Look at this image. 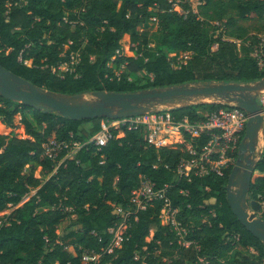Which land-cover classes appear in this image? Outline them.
Returning a JSON list of instances; mask_svg holds the SVG:
<instances>
[{"label": "trees", "instance_id": "16d2710c", "mask_svg": "<svg viewBox=\"0 0 264 264\" xmlns=\"http://www.w3.org/2000/svg\"><path fill=\"white\" fill-rule=\"evenodd\" d=\"M173 1L189 11L187 16L173 11L167 0H0V66L67 96L246 85L264 78L250 55L259 34L233 30L232 17L263 20L264 0H201L196 14L190 11L193 0ZM71 55L79 58L73 73L51 71ZM178 59L184 62L179 67ZM220 107L193 104L166 112L175 124L193 123ZM107 120L75 121L0 96V124L10 129L0 134V213L10 209L0 217V264H83L87 250L102 255L99 264H264L263 243L242 227L226 201L231 170L224 177L178 179L176 165L188 154L149 146L138 131H124L122 138L95 147L90 140ZM181 138L196 151L208 141L204 135L182 133ZM52 141L80 144L72 156L61 152L54 174L43 149ZM37 169L44 180L35 178ZM140 177L157 188L170 186L168 196L188 230L186 239L198 250L178 245L159 218L162 204L153 202L127 228L121 247L104 253L108 229L119 221L115 207L128 205ZM31 191L35 194L23 202ZM248 195L264 202V146ZM260 213L264 220V208ZM72 216L74 224L61 240L57 228Z\"/></svg>", "mask_w": 264, "mask_h": 264}, {"label": "built area", "instance_id": "2783aa9c", "mask_svg": "<svg viewBox=\"0 0 264 264\" xmlns=\"http://www.w3.org/2000/svg\"><path fill=\"white\" fill-rule=\"evenodd\" d=\"M167 1L172 4V10L178 14L187 16L189 13V11H178L180 9L179 2L173 0ZM195 3L197 7L194 5ZM201 4V0H193L190 3V11L196 14L198 12L197 8ZM151 22L156 23V19H151ZM214 25L218 26L221 32H224V27L218 22H215ZM223 39L232 42V40L227 38ZM234 42L239 44V41ZM131 47L135 48L134 45H131ZM116 54L120 57L122 51H117ZM250 55L256 61L258 67L264 69V31L257 36ZM78 63V55H71L68 62L53 67L51 71L60 75L66 72L73 73L74 67ZM181 63L184 64L182 60L178 59L176 65L179 67ZM257 103L261 108V114L264 116V92L258 95ZM248 118V115L243 110L225 105H221L220 108L207 113L204 120L193 123L184 120L181 123L175 124L171 121L170 115L166 111L149 112L142 115L105 121L102 123L101 131L90 140V143L95 147H104L110 140L122 138L124 131H138L141 133L143 141L149 146L174 148L165 144L166 136L172 133L178 137L179 144L185 146L174 149L183 150L188 154V157L180 159L176 165L175 173L178 179L190 182L193 177H224L236 162L238 147L244 137ZM114 131H117L118 134L114 135ZM182 133L191 136L204 135L208 137V141L199 151H196L189 144H183ZM119 135L122 137H119ZM79 148L80 144L76 143L71 145L64 142L52 141L43 144L45 155L55 165L53 174L62 163L58 160L61 152L67 150L68 156H72L73 152ZM169 190V185L157 188L146 177H140L138 187L131 192L128 205L126 207H115V214L119 221L113 228L108 229V234L111 238L104 253L111 254L121 247L123 235L127 228L133 221H137V214L140 211H144L148 204L153 202L162 204L159 218L164 226H167L171 232L175 233L178 238V245L184 248L194 245L198 250V245L186 239L188 230L178 220L179 209L171 204L168 196ZM34 194L35 191L25 197L23 202L27 201ZM257 198L259 200L262 199L260 195ZM257 202L263 209L264 202H259L258 200ZM101 256V254L87 250L82 255V262L83 264H99Z\"/></svg>", "mask_w": 264, "mask_h": 264}, {"label": "water", "instance_id": "95a60500", "mask_svg": "<svg viewBox=\"0 0 264 264\" xmlns=\"http://www.w3.org/2000/svg\"><path fill=\"white\" fill-rule=\"evenodd\" d=\"M263 92L264 78L259 82L246 85L209 83L183 85L164 90L154 89L131 94L94 92L89 95L98 101L90 104L82 100L85 95L67 96L46 91L0 66L1 97L30 108L51 111L63 118L75 121L100 117L117 120L160 111L143 108L144 104L152 101H160L162 105L174 103L184 107L204 104L192 101L207 98L221 101L220 106H233L243 110L249 118L244 137L238 147L236 162L228 177L226 201L242 227L264 245V220L259 216L261 207L257 201L250 200L248 195L255 164L259 159H256L259 133L262 136L264 146V116L261 114V108L257 103L258 95ZM167 110L169 109L161 111Z\"/></svg>", "mask_w": 264, "mask_h": 264}, {"label": "rangeland", "instance_id": "374dc122", "mask_svg": "<svg viewBox=\"0 0 264 264\" xmlns=\"http://www.w3.org/2000/svg\"><path fill=\"white\" fill-rule=\"evenodd\" d=\"M190 3H192V1ZM203 4H204V2H202L201 5H203ZM194 5L197 7L196 3ZM197 10H198V8H197ZM178 11L181 12V8L178 9ZM232 17L236 20V23L234 25V29L233 30H236L238 28L246 29L247 32H248V36L249 37H251L253 35H256V34L258 35V34L262 33V31H263V28H264V21L263 20H259L256 17H253V18H250L249 20L242 21L240 19H237L234 15H232ZM151 25H152L151 26V29L154 30V27L156 26V23L151 24ZM125 52L130 55V53L127 51V48L125 49ZM82 100L85 101V102H88L90 104L96 103L98 101L92 95H85L82 98ZM192 102H195V103H204V104H215V105L221 104V101H217L215 99H207V98L197 99L196 101H192ZM181 106H183V105H181ZM181 106H178V105H176L174 103L173 104H164V105H162L160 101H152V102H149L147 104H144L143 105V108L145 110L157 109V110H160L161 111L163 109H172V108L181 107ZM9 132H10V129H8L5 126H3V125L0 124V134L7 135ZM119 137H122V136L119 135ZM165 140H166L165 141V144L166 145L173 146L174 148H183V147H185L182 144L181 145L179 144L178 137L175 136L172 133L169 134L168 136H166V139ZM257 150L258 151L256 153V156H257L256 159H258L260 157V150L258 148H257ZM34 176H35V178H38V179H41V180H44L46 178L41 173V170L40 169H37V171L35 172ZM33 192L34 191H32L31 194ZM8 213H10V209L7 210V211L1 212L0 213V217H2L4 215H8ZM260 215H261V213H259V216ZM74 220H75V217L72 216L68 221L64 222L63 224H61L57 228V234H58V236H59V238L61 240H64L65 237H66V235L69 233L70 226L74 224ZM152 234H153V232H151L150 236L146 239L147 242H149L151 240Z\"/></svg>", "mask_w": 264, "mask_h": 264}, {"label": "bare ground", "instance_id": "6f19581e", "mask_svg": "<svg viewBox=\"0 0 264 264\" xmlns=\"http://www.w3.org/2000/svg\"><path fill=\"white\" fill-rule=\"evenodd\" d=\"M262 145H263L262 136H261V134L259 133L258 148L261 149V148H262Z\"/></svg>", "mask_w": 264, "mask_h": 264}, {"label": "crops", "instance_id": "0c3cea01", "mask_svg": "<svg viewBox=\"0 0 264 264\" xmlns=\"http://www.w3.org/2000/svg\"><path fill=\"white\" fill-rule=\"evenodd\" d=\"M262 148H263V145H262ZM262 148L261 149H259L260 151L262 150Z\"/></svg>", "mask_w": 264, "mask_h": 264}]
</instances>
